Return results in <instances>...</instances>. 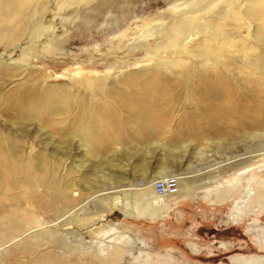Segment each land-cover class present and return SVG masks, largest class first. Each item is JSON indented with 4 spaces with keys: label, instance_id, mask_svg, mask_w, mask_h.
Here are the masks:
<instances>
[{
    "label": "bare ground",
    "instance_id": "1",
    "mask_svg": "<svg viewBox=\"0 0 264 264\" xmlns=\"http://www.w3.org/2000/svg\"><path fill=\"white\" fill-rule=\"evenodd\" d=\"M87 1L0 0L2 63L9 69H19L23 72L29 66L28 60L34 54H39L40 48L46 47V42L50 43L49 48L53 52L58 50L52 31L47 23L42 21L45 18L41 9L48 11L57 4L65 8ZM164 1L171 8V12L163 13V22H168L166 21L164 27L163 39L157 44L160 48L167 46L172 57L160 59L146 68L152 74L151 81L154 85L158 84V74L162 67L169 70L176 68L174 80L189 83L187 89L190 87L188 91L191 93L193 89L213 91V102L208 110L217 111L218 108L224 107L226 111L237 116L244 115L247 110L248 116L245 118L248 127L237 134L212 137L209 134L211 129L207 127L198 135L191 131L190 134L194 138L196 136L205 141V146L192 147L189 152L202 157L206 146L219 149L246 141L247 146L242 153L237 152L225 161H218L210 166V171L218 168L215 165H222L218 168V173L228 168L233 169L230 181L235 182L236 186L225 191L222 198H228L242 189L248 190L252 202L245 205L246 208L238 210L233 220L239 221L250 208L249 214H254V220H257L264 208V0ZM230 23L234 26L227 31L226 27ZM146 31L160 33L158 29L149 27L142 29L140 35ZM143 44L144 49H149L148 43ZM18 51L20 60H15ZM231 64L235 66L237 75L245 74L247 77L246 93L251 103L245 107L243 113L241 111L244 109L240 110L229 104L231 96L236 94L235 89L228 86L229 77L233 75ZM10 83L12 84V81ZM63 94L45 96L41 101V96L35 99L25 93H11L10 102L5 101L7 105L4 103V114H11L18 123L34 120L39 122L41 116L48 115L50 121L55 124L56 134L36 128L35 131L41 140V146H37L32 140L26 139L28 130L21 128L19 132L16 129H12L11 133L4 131L7 126L10 129L15 121L9 119L5 127L0 126V264H10V256L15 261L21 260L20 263L23 264H70V259H65L74 254L92 258L90 263L84 261L83 264H122L127 254L133 256V260L138 263L146 264V251L139 249L132 253L126 246L132 242L131 235L120 231L115 224H108L104 221V215L100 214L97 220L90 221L91 212L85 211L84 207L89 201L96 200L102 205L117 208L124 216L138 217L140 213H146L151 219L161 217L186 195L194 196L193 182L201 173L200 169H190L188 165L190 168L177 170L182 164V157L186 155L189 142L183 136H177V145L164 144L161 136L165 124L153 122V117L145 113L144 110L150 109L151 105L145 101H136L134 107L141 131L140 142L137 141L135 146L128 149L125 147L124 138L118 134L114 141L116 148L111 151L110 157H107L99 150L100 143L106 142L107 137L102 133L98 134L100 131L93 135L90 121L73 126L63 125L60 115L63 114L62 102L66 92L63 91ZM195 103L199 104L200 99L196 98ZM18 136L25 140H18ZM61 136H70L76 140V148L81 150L82 158L89 161L92 174L78 179V173L71 176L73 170H68L62 165L63 156L70 154L68 149L71 147V140L61 139ZM139 145H142L140 147L144 148L145 153H151L158 148L161 151L160 162L167 165L161 166L149 177L145 187L130 189L131 198H134L131 203L127 200L125 188L110 187L114 183L119 185L123 179V176L116 175L115 171L111 172L110 168L117 166L114 161L128 157L130 150L132 153H138ZM65 146L67 152L62 150ZM71 157L76 166L81 167L80 158L75 157L73 152ZM142 161L144 162L138 160V168L144 172V165L140 168ZM137 169L135 168V171ZM171 174L179 178L178 193L166 197L157 196L152 188L153 180ZM80 180L90 185L87 184L86 196L78 188ZM242 182H245L244 186L240 185ZM206 191L209 193L212 190L208 188ZM91 224H97L94 230L98 231L100 237L88 242L77 241L75 238L79 232ZM189 246L193 251L198 250L195 243H190ZM247 264H264V256L249 257Z\"/></svg>",
    "mask_w": 264,
    "mask_h": 264
},
{
    "label": "rangeland",
    "instance_id": "2",
    "mask_svg": "<svg viewBox=\"0 0 264 264\" xmlns=\"http://www.w3.org/2000/svg\"><path fill=\"white\" fill-rule=\"evenodd\" d=\"M166 12H171V8L164 0H88L71 7L63 8L57 4L48 11L42 8L41 14L45 19H41L52 31V36L57 42L56 47L59 49L53 52L49 48L50 43L46 42V47L40 48L39 54H34L28 60L29 66L26 72H22L19 69H9L3 64V46L0 44V126L5 127L9 119L16 120L11 114H4L2 111L5 101L10 102L11 93L16 95L25 93L35 99L41 96L42 101L45 96L64 95L65 91L66 96L62 102L63 116L60 115L63 125L73 126L90 121L93 135L100 131L98 134L102 133L107 137L106 142L100 143L99 150L110 157L111 151L116 148L114 141L118 134L124 138L126 148H132L140 140L141 131L134 102L145 101L153 107L151 110H144L145 113L153 117L155 120L153 122L165 124L161 136L164 144L177 145V136H183L188 140V150L177 170L182 171L190 167L200 169L201 173L193 182L194 196L186 195L175 204L176 206L154 219L149 218L146 213H140L138 217L124 216L117 208L93 200L84 207L85 211L91 212L90 221L97 220L100 214L104 215V221L108 224H115L120 231L131 235L132 242L126 246L132 253L139 249L146 251L148 254L146 264H247L249 257L264 256V208L257 220H254V214H249L250 208L246 210L247 215L245 214L239 221H234L233 217L237 211L246 208L245 205L252 202L249 191L242 189L228 198H222L225 191L236 186L235 182L230 181L233 169L228 168L218 173V168L222 165H215L218 168L210 171V166L218 161H225L231 154L242 153L247 142H236L219 149L206 146L202 157L189 152L192 147L205 146V141L196 136L194 138L190 134L191 131L198 135L201 130L210 128L209 134L218 137L222 134L231 136L248 127L245 107L251 101L246 93L247 77L245 74L237 75L235 66L230 65L233 75L229 77L228 86L235 89L236 94L231 96L229 104L237 109H244L242 113L246 110L242 116L232 114L224 107L218 108L217 111L208 110L213 102V91L193 89L191 93L188 91L190 87L187 89L189 83L174 80L176 68L169 70L162 67L158 74L160 80L154 85L151 81L152 74L146 68L160 59L172 57L167 46L160 48L157 44L163 39L164 27L168 22V20L163 22L162 16ZM233 26L230 23L226 27L227 31ZM149 27H153V30L158 29L160 33L146 31L140 35L142 29ZM144 42L148 43L149 49H144ZM15 58L20 60L19 51ZM196 98L200 99L199 104L195 103ZM50 120L51 118L44 114L39 122L15 121L10 129L7 126L4 131L11 133L12 129L18 132L21 128L28 130L26 139L41 146V140L35 130L39 127L42 131L56 134L55 124ZM210 124L213 125L209 127ZM60 138L71 140L72 148L68 149L70 154L64 155L62 162L65 168L73 170L71 176L78 173L77 178L81 179L84 175L92 174L89 170V161L82 158L81 150L76 148V140L70 136ZM18 140L25 139L18 136ZM142 148L140 147L137 155L130 150V157L114 161L117 162L115 163L117 166L110 168L111 172L115 171L116 175L123 176L119 185L114 183L110 187L125 188L127 200L131 203L134 202V198H131L130 189L145 187L149 177L161 166L167 165L160 162L161 151L158 148L151 153H145ZM62 150L67 152L66 146ZM72 152L75 157L80 158L81 167L76 166L71 157ZM139 158L144 160L141 166L139 165L140 168L144 165L146 168H142L144 172L139 171ZM135 168H138L137 171ZM219 183L222 185L218 186ZM87 184L89 185L79 181L78 188L85 196ZM244 184L245 182H242L240 185ZM208 188L212 190L209 193L206 191ZM91 225L85 228L87 231L79 232L75 239L88 242L99 238L100 234L94 230L97 224ZM190 243H195L198 250L193 251ZM74 256H69L65 261L70 259V264H83L84 261L90 263L92 260L87 255ZM20 262L21 260L15 261L10 256V264H23ZM122 264L140 263L127 254Z\"/></svg>",
    "mask_w": 264,
    "mask_h": 264
},
{
    "label": "built area",
    "instance_id": "3",
    "mask_svg": "<svg viewBox=\"0 0 264 264\" xmlns=\"http://www.w3.org/2000/svg\"><path fill=\"white\" fill-rule=\"evenodd\" d=\"M152 188L157 196L175 195L179 190V178L176 175H166L153 180Z\"/></svg>",
    "mask_w": 264,
    "mask_h": 264
}]
</instances>
